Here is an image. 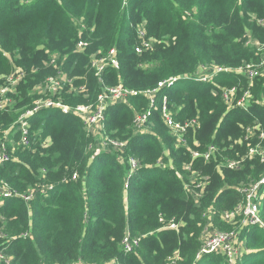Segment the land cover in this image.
Returning <instances> with one entry per match:
<instances>
[{"label":"trees","instance_id":"obj_1","mask_svg":"<svg viewBox=\"0 0 264 264\" xmlns=\"http://www.w3.org/2000/svg\"><path fill=\"white\" fill-rule=\"evenodd\" d=\"M138 28L153 41L142 54L134 51ZM245 28L264 45V0H0V69L6 67L0 73L8 71L4 53L13 51L24 72L20 84H27L21 100L16 96L18 103L0 112V123L8 126L19 114L12 111L32 107L30 91L55 74L49 64L54 55L62 71L77 78L74 85L85 87L61 98L68 106L95 103L102 88L90 57L110 49L118 69L106 70L104 87L120 84L135 92L105 110L106 135L126 143L124 163L115 152L89 151L93 139L72 114L44 110L29 119L34 144L17 148L18 160L0 165V183L11 190L26 195L38 188L28 203L0 198V252L9 264H264V228L247 224L239 260L222 252L199 256L204 213L211 209L219 220L235 211L243 203L239 189L264 179V155L249 153L264 147V81L250 88L233 72L254 53L242 40ZM78 42L87 43L83 52ZM200 65L225 72L196 82ZM169 79L179 80L157 87ZM231 88L236 99L250 96L244 107L228 108L222 95ZM149 90L156 92L147 130L134 133V117L149 110ZM164 102L176 123L197 120L186 139L198 146H176L161 118ZM211 146L206 161L202 155ZM129 158L139 164L133 172ZM184 167L204 184L195 191L197 202L180 177ZM43 186L51 189L43 194ZM256 201L264 225V183ZM172 223L177 229L168 228ZM127 233L138 239L131 253L121 246Z\"/></svg>","mask_w":264,"mask_h":264},{"label":"built area","instance_id":"obj_2","mask_svg":"<svg viewBox=\"0 0 264 264\" xmlns=\"http://www.w3.org/2000/svg\"><path fill=\"white\" fill-rule=\"evenodd\" d=\"M259 25L263 24L262 20H257ZM138 38L140 40L139 45L134 49L136 54H142L144 51L151 50L153 41H149L145 37V33L140 28L137 29ZM252 45V43L249 42ZM253 46L256 50L260 48L264 49V45H259L258 43H253ZM87 47V43L78 42L76 45V50L78 52H83ZM59 60L58 55H54L50 59V66H52L54 75L46 78L42 83V94L39 99L37 98L30 109L25 111L12 125L8 130L0 132V165L16 161L14 158V149H10V144H13V141H16L17 148L30 149L34 141H31V124L29 119L33 117L36 113H39L44 110H57L63 115L72 114L78 117L83 125L85 133L93 139L95 133L102 134L103 144L102 146L111 147L118 158L120 159L121 155L125 152L126 143L119 141L117 139L109 138L106 135L104 128L105 122V110L108 106L126 103L130 97H132L135 92L130 91L122 87V85H117L112 88H106L103 84V76L107 69H118V59L115 49H110L104 56L92 55L90 57L89 67L93 72L94 76L97 78L98 82L101 85L102 91L97 96L95 103L93 104H81L75 107L68 106L64 104L60 99H55V97L61 94H73L78 95L85 92L84 86H75L74 81L76 77L70 78L66 75L60 65L57 64ZM15 77H7L4 79L3 84L0 86V112H8L14 104L12 96L16 92V87L20 84L22 78L24 77V72L21 70L15 71ZM225 72L223 69L218 67H212L209 73H199L195 78H192L196 82L206 83L209 82L213 75ZM234 73L244 76L248 81H252L257 78L259 73L256 71L250 64L243 63L239 68L233 70ZM191 79L186 77V80ZM175 83V79H169L166 82L158 84V88L163 86L170 87ZM157 90V88H156ZM156 90L145 91L144 95L149 101V110L141 115H136L133 119V129L134 133H143L147 130V120L150 115V110L154 105L153 96ZM39 91V90H38ZM235 89H224L223 90V99L227 103L228 108L231 107H244L248 102L249 96L244 94L243 97L236 99ZM45 96V97H44ZM161 118L164 122L165 127L169 130L171 136L175 139V144L178 147H183L186 144V135L190 130H194L198 126L197 120H192L185 122L183 124L176 123L170 112L168 111L165 102L163 103L161 109ZM92 146H89V151ZM100 151V150H98ZM104 151V150H102ZM214 147H209L207 151L202 155V157L207 161L210 158V155L214 153ZM107 152V151H106ZM250 154H258L259 156L264 155V148L260 149L257 147L255 150L251 149ZM194 157H198L199 154L193 153ZM237 162H229L228 168L235 169L238 165ZM128 164L130 171L133 172L139 168L138 161L129 158ZM77 175L73 174L71 176V181H75ZM264 183L262 179L258 184L251 185L248 188L239 190L243 196V203L239 205L235 211L231 213H225L224 218H234L236 215H243L247 225L258 226L264 228V225L259 216V203L256 201V194L261 184ZM204 185V184H203ZM49 186H43L40 188L41 193H46ZM37 187L33 188L32 191L29 190L26 195L19 194L9 188L5 183H0V198H12L16 197L22 199L24 202L28 203L37 192ZM51 189V188H50ZM199 197L196 196L195 201L197 202ZM258 200V199H257ZM169 229H177V225L172 223L168 227ZM3 234L0 230V239H3ZM234 237L233 233H222V232H213L209 239L202 245L199 256L212 255L217 253H224L229 260H232L234 257ZM122 249L126 253H131L135 247L138 246V239H132L127 233L121 243ZM0 263L9 264L10 259L3 254V251L0 252ZM173 264V263H171Z\"/></svg>","mask_w":264,"mask_h":264},{"label":"rangeland","instance_id":"obj_3","mask_svg":"<svg viewBox=\"0 0 264 264\" xmlns=\"http://www.w3.org/2000/svg\"><path fill=\"white\" fill-rule=\"evenodd\" d=\"M251 16H249L250 18ZM254 17H251L249 19V23H253L254 21ZM242 40L244 41V43L250 47L251 50H253V54L252 57L249 58L245 63L250 64V66H252L256 71H258L259 75L257 78L253 79L252 81H250V88L253 85V88L256 86V81H264V49L260 48V50H256V48L253 46V43H258L256 38H254V36L251 33V30L249 28H245V34L242 38ZM252 43L251 44H249ZM259 45H261L260 43H258ZM4 55L10 59L9 64H8V71L5 73H0V79H2V81H4L5 78L11 76V77H15V71L17 70L18 66H16L15 60H16V54L15 52H5ZM50 56V55H49ZM6 70V67H1L0 70ZM212 67L211 66H203L200 65L198 68V72L197 74L201 73H209L211 71ZM26 82H22L20 85H18L19 87H16V92L15 95L13 96V100L15 102V104L18 103L19 99L17 97L20 98V93H21V88L23 86H26ZM19 88V89H18ZM42 83L37 85L36 87H34L30 93L32 96H34L33 102L42 94ZM18 89V90H17ZM39 90V91H38ZM17 96V97H16ZM65 96H70V95H65V94H61L57 97H55V99H60L62 101L63 97ZM16 97V98H15ZM45 97V96H44ZM62 98V99H61ZM250 99V96L248 98V100ZM32 102V104H33ZM63 102V101H62ZM27 110H22V109H17L12 111L11 115H16V113L18 114L17 118L15 121H13L12 123H10L8 126L5 125L4 123H0V132L4 131L6 129H8L9 127H11L12 125L15 124V122L17 121V119ZM251 131H248V134H250ZM186 144L185 146L188 149H192L193 146H198L199 144L196 143L195 141H192L191 146L189 145V141L190 139H186ZM123 142V141H122ZM103 144V136L102 134L99 133H95V136L93 137V141L91 142V146L92 148L90 149L92 152H96L98 150H104V151H108L110 153H114L115 151L109 147V146H102ZM261 147V144H258ZM10 149H14V158H17L16 156V149H17V145H16V141H13V144H10L9 146ZM264 148V147H263ZM196 153V152H193ZM116 154V153H115ZM125 156L121 155L120 157V161L121 163L125 162ZM246 158V157H245ZM224 159L225 158H216L215 161L219 162V166L220 165H224ZM40 170V169H39ZM38 170V171H39ZM37 171V173H38ZM42 171V170H41ZM40 171V173H41ZM184 172L180 175V177L183 179L184 182V186L186 191H188V193L192 196H196L198 193H196L195 191H197V189H201L203 187V182H200L199 179H197L196 175L194 174H190L187 167H184ZM248 186H244L242 188H240L239 190L248 188ZM32 191V189H31ZM126 201V200H124ZM126 204V202H124V205ZM247 221H245V217L243 215H236L234 216V218H224V214L220 216L219 220H216L214 218V214H213V210L208 209L205 213H204V222L202 223L201 226V232H200V238L202 243H205L209 237L211 236V234L213 232H222V233H233L234 237L236 236V239L234 241V257L232 258V262H235V258H237V260H239V256L241 255L242 251L245 249V240L241 235V232L243 231V228L245 227ZM239 258V259H238Z\"/></svg>","mask_w":264,"mask_h":264},{"label":"water","instance_id":"obj_4","mask_svg":"<svg viewBox=\"0 0 264 264\" xmlns=\"http://www.w3.org/2000/svg\"><path fill=\"white\" fill-rule=\"evenodd\" d=\"M184 79H186V78H184ZM179 80V79H178ZM178 80H175V82H177Z\"/></svg>","mask_w":264,"mask_h":264}]
</instances>
